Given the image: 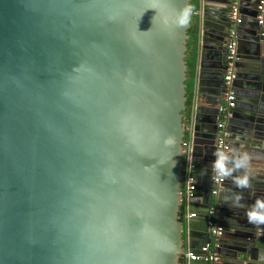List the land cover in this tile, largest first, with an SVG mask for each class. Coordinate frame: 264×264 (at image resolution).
I'll list each match as a JSON object with an SVG mask.
<instances>
[{"label": "water", "instance_id": "1", "mask_svg": "<svg viewBox=\"0 0 264 264\" xmlns=\"http://www.w3.org/2000/svg\"><path fill=\"white\" fill-rule=\"evenodd\" d=\"M191 1L0 0V264H180L195 238L216 264H264L261 0H198L196 11Z\"/></svg>", "mask_w": 264, "mask_h": 264}, {"label": "built area", "instance_id": "2", "mask_svg": "<svg viewBox=\"0 0 264 264\" xmlns=\"http://www.w3.org/2000/svg\"><path fill=\"white\" fill-rule=\"evenodd\" d=\"M257 23L258 25L263 27V30L260 33L261 39L264 41V0H261L259 4L257 5ZM230 18L235 22H239L238 18V6L237 3H233L230 8ZM230 37L231 39L227 43V49L229 52V55H233L235 53V47H236V42L234 39V33L233 31L230 32ZM233 78V73L232 71H228V73L224 76V82L226 84H229ZM234 100L235 96L233 95L232 92L227 93L226 95V102L228 107H233L234 106ZM225 107L220 108V112L224 111ZM219 129L222 127V123L218 124ZM225 134L219 130L218 133V138L216 140V148L220 150L221 152L227 149V146H225ZM224 157L219 156L215 160V166L213 169V182L215 184V189L212 191V193L215 195L218 193V189L220 184L224 181L227 171L226 169L221 167V164L223 163ZM191 165L188 164L185 178H184V184H183V191H182V196L184 199V208L187 211L186 214H184L185 220H188L189 218H192L195 216V213L189 212L190 204L189 200L193 196V192L195 190V186L192 182V177L189 176V172L191 171ZM187 208V209H186ZM215 213L216 210L213 206H211L208 211H207V228L208 231L214 235V236H219L222 232V227L216 223L215 220ZM186 261L188 260H201L204 261L207 264H216L218 261V255L211 249L209 244L204 245L199 252L196 253H189L187 252L186 256Z\"/></svg>", "mask_w": 264, "mask_h": 264}, {"label": "trees", "instance_id": "3", "mask_svg": "<svg viewBox=\"0 0 264 264\" xmlns=\"http://www.w3.org/2000/svg\"><path fill=\"white\" fill-rule=\"evenodd\" d=\"M191 7L193 11H196L198 8V0H192L191 1ZM192 22V27L189 30V35L190 39L187 41V56H186V62L188 65V96L190 98L191 92H192V87H193V79H194V74H195V63H196V52H197V21L195 19V16L191 20ZM189 106V102L187 103ZM184 214H185V208H183L182 213H181V219H184ZM180 264H186V258H181Z\"/></svg>", "mask_w": 264, "mask_h": 264}, {"label": "crops", "instance_id": "4", "mask_svg": "<svg viewBox=\"0 0 264 264\" xmlns=\"http://www.w3.org/2000/svg\"><path fill=\"white\" fill-rule=\"evenodd\" d=\"M195 19H196V21H197V17H195ZM197 33H198V31H197ZM235 42H236V40H235ZM245 47V46H244ZM197 54H196V63H195V65L197 64V62H198V58H200V54H199V46H198V39H197V52H196ZM228 71H230V69L228 70ZM228 71L226 72V74L228 73ZM225 74V75H226ZM224 75V76H225ZM223 81H224V77H223ZM190 117H191V110L189 111V109L186 111V113H185V117H184V126H185V128H186V131L187 132H189L188 130H190ZM220 123H222V121H219ZM241 145H243V146H247L246 144H242L241 143ZM262 152H264V151H262ZM262 155L264 156V153H262ZM198 192H199V194H201V192H202V190H201V187L200 186H198ZM229 200L231 199V197H229L228 198ZM203 202H204V200L201 198V197H198V205H202L203 204ZM215 205V204H214ZM187 209V208H186ZM186 210H185V214H186ZM216 220V223L217 224H222L221 223V221L219 220V219H215ZM188 221V220H187ZM199 221V220H198ZM202 225H201V221L200 222H198L197 224H195V228L196 229H199V227H201ZM196 233L197 234H199V232L198 231H196ZM201 234V233H200ZM211 234V233H210ZM211 236H213L212 234H211ZM195 241H196V243L194 244L195 245V250L197 251V252H199L200 251V249L204 246V245H206L207 243H205L204 245H201L200 244V239L199 238H195L194 239ZM210 245V247H211V249L212 250H214V248H213V246L211 245V244H209ZM186 248H187V250H189V244H188V242L186 243ZM215 251V250H214Z\"/></svg>", "mask_w": 264, "mask_h": 264}]
</instances>
